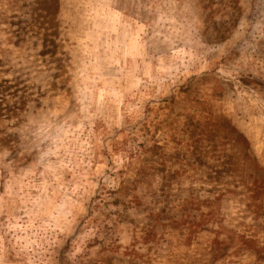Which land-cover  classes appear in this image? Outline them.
I'll list each match as a JSON object with an SVG mask.
<instances>
[{"label": "rangeland", "instance_id": "374dc122", "mask_svg": "<svg viewBox=\"0 0 264 264\" xmlns=\"http://www.w3.org/2000/svg\"><path fill=\"white\" fill-rule=\"evenodd\" d=\"M252 10L0 0V264H264Z\"/></svg>", "mask_w": 264, "mask_h": 264}, {"label": "trees", "instance_id": "16d2710c", "mask_svg": "<svg viewBox=\"0 0 264 264\" xmlns=\"http://www.w3.org/2000/svg\"><path fill=\"white\" fill-rule=\"evenodd\" d=\"M248 5L251 6L253 8V10L249 13H247L246 18H247V22H249V24L251 25V28H253L251 30V33H253V36H259L264 38V29H262V27H264V0H248ZM120 9H122L125 13L129 14L126 11V8L124 7H119ZM185 15H183L182 13H180L178 15V13H175L173 15L174 18H176V20L178 21V26L179 28L181 27V25L186 22V27H194V24H192L193 21V13H190L188 10H185ZM154 15H152L153 17ZM176 23V22H175ZM177 26V25H176ZM176 32V29H175ZM197 32V31H196ZM84 225L80 224L78 227L79 229L82 228ZM83 229V228H82ZM81 233V231H80ZM163 242L166 244L167 241L162 240V244ZM167 250H162L161 253H166L168 252V246L164 245ZM78 257V261L80 263V261H82L83 259H85V256H76L72 255V252L69 255H63L61 262L63 264H72V262H74L76 260V258ZM78 263V264H79Z\"/></svg>", "mask_w": 264, "mask_h": 264}, {"label": "crops", "instance_id": "0c3cea01", "mask_svg": "<svg viewBox=\"0 0 264 264\" xmlns=\"http://www.w3.org/2000/svg\"><path fill=\"white\" fill-rule=\"evenodd\" d=\"M9 249L7 248V246H5V248H0V257L3 261H5V259H7V253H8ZM9 255V253H8Z\"/></svg>", "mask_w": 264, "mask_h": 264}]
</instances>
